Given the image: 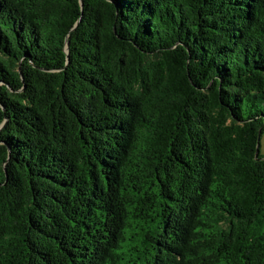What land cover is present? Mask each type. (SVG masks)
Returning <instances> with one entry per match:
<instances>
[{
  "label": "trees",
  "instance_id": "16d2710c",
  "mask_svg": "<svg viewBox=\"0 0 264 264\" xmlns=\"http://www.w3.org/2000/svg\"><path fill=\"white\" fill-rule=\"evenodd\" d=\"M264 0H0V264H264Z\"/></svg>",
  "mask_w": 264,
  "mask_h": 264
},
{
  "label": "rangeland",
  "instance_id": "374dc122",
  "mask_svg": "<svg viewBox=\"0 0 264 264\" xmlns=\"http://www.w3.org/2000/svg\"><path fill=\"white\" fill-rule=\"evenodd\" d=\"M261 154L264 156V139L261 142Z\"/></svg>",
  "mask_w": 264,
  "mask_h": 264
}]
</instances>
